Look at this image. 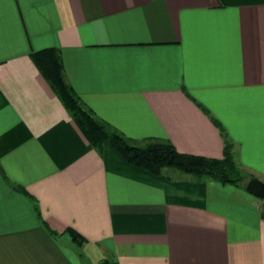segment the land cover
<instances>
[{"label": "crops", "instance_id": "crops-1", "mask_svg": "<svg viewBox=\"0 0 264 264\" xmlns=\"http://www.w3.org/2000/svg\"><path fill=\"white\" fill-rule=\"evenodd\" d=\"M48 47L123 134L221 157L216 119L264 181V0H0V264H264V198L93 147L32 58Z\"/></svg>", "mask_w": 264, "mask_h": 264}, {"label": "trees", "instance_id": "trees-1", "mask_svg": "<svg viewBox=\"0 0 264 264\" xmlns=\"http://www.w3.org/2000/svg\"><path fill=\"white\" fill-rule=\"evenodd\" d=\"M32 58L47 79L54 93L69 110L72 119L88 142L100 150L104 141L109 142L125 159L136 166L160 174L165 170H174L189 175L194 180H216L230 183L246 189L247 181L254 174L242 167L234 158L233 142L228 138L224 127L215 119V123L224 138L223 155L209 157L179 151L169 139L147 137L135 139L123 134L111 123L99 118L75 93L67 81L59 51L54 47L32 52ZM11 185L18 191L25 190L16 183ZM37 214L39 211L35 208ZM71 240L81 245L83 237L68 228ZM97 264H111L103 258Z\"/></svg>", "mask_w": 264, "mask_h": 264}, {"label": "water", "instance_id": "water-1", "mask_svg": "<svg viewBox=\"0 0 264 264\" xmlns=\"http://www.w3.org/2000/svg\"><path fill=\"white\" fill-rule=\"evenodd\" d=\"M246 189L255 196L264 198V181L258 177L250 178L246 183Z\"/></svg>", "mask_w": 264, "mask_h": 264}]
</instances>
